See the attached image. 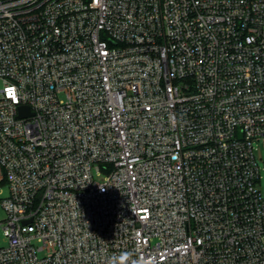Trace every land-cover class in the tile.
<instances>
[{
  "label": "built area",
  "instance_id": "1",
  "mask_svg": "<svg viewBox=\"0 0 264 264\" xmlns=\"http://www.w3.org/2000/svg\"><path fill=\"white\" fill-rule=\"evenodd\" d=\"M1 82L0 264H264V0H0Z\"/></svg>",
  "mask_w": 264,
  "mask_h": 264
},
{
  "label": "rangeland",
  "instance_id": "2",
  "mask_svg": "<svg viewBox=\"0 0 264 264\" xmlns=\"http://www.w3.org/2000/svg\"><path fill=\"white\" fill-rule=\"evenodd\" d=\"M2 86H3V83L1 82L0 90ZM254 149H255L256 160L260 167V173H261V178L258 180L257 186L259 190L262 192V194L264 195V141L254 142ZM103 180H104L103 177L97 178L98 182H102ZM6 195H7V192H6ZM0 198H3V197H0ZM5 218H6V213L2 209H0V222L4 221ZM2 227L3 226L0 225V245L5 246L7 242H6V238L4 236Z\"/></svg>",
  "mask_w": 264,
  "mask_h": 264
},
{
  "label": "clouds",
  "instance_id": "3",
  "mask_svg": "<svg viewBox=\"0 0 264 264\" xmlns=\"http://www.w3.org/2000/svg\"><path fill=\"white\" fill-rule=\"evenodd\" d=\"M15 86H9L7 89H6V94H7V98H10L12 99L14 102L18 100V97L15 96V99L11 98L8 93H7V90L8 89H13ZM101 190H103V187H101ZM131 253L129 252H122L120 255L118 256H113L110 258V261H109V264H145V262L143 261H136V260H131L130 261V257H131Z\"/></svg>",
  "mask_w": 264,
  "mask_h": 264
},
{
  "label": "water",
  "instance_id": "4",
  "mask_svg": "<svg viewBox=\"0 0 264 264\" xmlns=\"http://www.w3.org/2000/svg\"><path fill=\"white\" fill-rule=\"evenodd\" d=\"M29 115H30V112H29V108L28 107H21L20 108L19 118H23V117H26V116H29Z\"/></svg>",
  "mask_w": 264,
  "mask_h": 264
},
{
  "label": "snow or ice",
  "instance_id": "5",
  "mask_svg": "<svg viewBox=\"0 0 264 264\" xmlns=\"http://www.w3.org/2000/svg\"><path fill=\"white\" fill-rule=\"evenodd\" d=\"M7 93L11 98L15 99V92L13 89H8Z\"/></svg>",
  "mask_w": 264,
  "mask_h": 264
}]
</instances>
